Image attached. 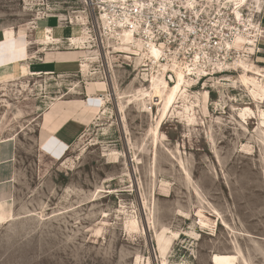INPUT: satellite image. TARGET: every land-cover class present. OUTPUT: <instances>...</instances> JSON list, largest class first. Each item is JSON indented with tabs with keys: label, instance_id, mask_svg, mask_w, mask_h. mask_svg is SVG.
Wrapping results in <instances>:
<instances>
[{
	"label": "rangeland",
	"instance_id": "rangeland-1",
	"mask_svg": "<svg viewBox=\"0 0 264 264\" xmlns=\"http://www.w3.org/2000/svg\"><path fill=\"white\" fill-rule=\"evenodd\" d=\"M241 11L264 30V0H247ZM48 16L71 20L78 27L69 34L88 35L86 45L31 46L33 27ZM4 34L1 61L77 62L54 65L56 74L25 70L0 84V152L12 158L2 171L13 175L0 185V264H214L215 254L264 264V98L238 80L240 62L264 70V31L252 60L240 52L222 75L189 81L158 131V106L147 98L144 108L135 95L151 92L150 79L162 69L123 53L117 37L97 28L86 0H0ZM254 75L255 84L264 82ZM68 100L83 101L88 116L55 158L43 149L51 137L43 119L49 111L71 117ZM247 106L254 115L245 121ZM161 230L173 243L165 257Z\"/></svg>",
	"mask_w": 264,
	"mask_h": 264
},
{
	"label": "built area",
	"instance_id": "built-area-1",
	"mask_svg": "<svg viewBox=\"0 0 264 264\" xmlns=\"http://www.w3.org/2000/svg\"><path fill=\"white\" fill-rule=\"evenodd\" d=\"M195 1L86 0L100 32L110 37L130 32L142 45L145 62L168 66L169 75L181 69L197 85L229 70L239 55L235 41L240 35L253 41L244 44V52L249 55L246 49H254L256 53L264 30L262 20L254 21L244 12L239 20L231 8L216 0ZM63 22L74 25L71 20ZM154 47L161 51L158 59L151 56Z\"/></svg>",
	"mask_w": 264,
	"mask_h": 264
},
{
	"label": "bare ground",
	"instance_id": "bare-ground-1",
	"mask_svg": "<svg viewBox=\"0 0 264 264\" xmlns=\"http://www.w3.org/2000/svg\"><path fill=\"white\" fill-rule=\"evenodd\" d=\"M188 1L190 3L197 2L195 0H188ZM228 2H229V4H234L233 5L234 6L233 11L235 12V14L237 15V17L240 20L241 16L243 15L241 8H242V6L246 5L247 0H228ZM251 27L254 28V26L252 24H251ZM46 34H44L42 37L43 44H46V45L52 44L54 42L53 39L51 38V36H49V33L47 35ZM117 38H118L119 42L121 43L120 49L123 50V53L127 54V56H129V55L131 56L132 54L136 55L138 57V60H142V62L144 61V59L146 58L147 55L143 56L140 53V51L142 49V45L139 44V42H136V40L134 39V37H132V34L130 32L124 31V34L119 35ZM87 40H88V35H86V34H84L81 37H78V38L75 37V38L71 39V41L74 42L75 44L81 43L84 46L86 45ZM249 41L253 42L252 39H248L246 36H241V35L236 39L235 45H236L237 49L239 50V54H240V52H244V50H245L244 44L249 42ZM246 50H247L249 55L244 56L246 58H243V59H245L246 61H250V60H252L251 55H253L255 53V50L254 49H246ZM160 55H161V51L159 50V48H155V47L152 48L151 56L154 59H158L160 57ZM84 58L86 59V61L83 63L82 67H83L84 71H87V69L89 68V64H88L89 58L87 55H84ZM237 61H238V58H237V60H235V63ZM240 65H241V68L243 69V71H242L243 74H241L239 76V78H238L239 82L241 84H243L244 86H246L251 91V93L254 95V97H259L260 99H263L264 98V82L262 81V82H259L258 84H255L253 81L259 79L254 74H260L261 76L264 77V70H261L258 67H256L255 65L249 64L248 62H245V61L240 62ZM161 69H162V72H160V70H159L157 76L152 75V77L150 79L151 88H152L151 92H148V90H139L137 95H135V100L141 101L144 108H146L145 101L147 100V98H149V100L152 102V103H150V104H152V106H158V109H159L158 113H160V119L157 122V129L155 128L156 131H158L162 119L166 115H168L172 111H174V109L176 108L175 105L178 103V97L183 96L184 93L187 92L186 88L190 86V82H191V80H188L186 74L181 69H173V74H170V75L166 73V70L169 69L168 66H161ZM170 81L172 82V84H170ZM234 82H236V81L234 80ZM202 96H203V100L205 101V103H207L210 99L208 91H205L202 94ZM104 101L105 100L103 99L102 105L105 104ZM251 115H254V111L249 106H247L245 109L241 110V112H240V116L245 121L247 120V117L251 116ZM261 116L264 118V111L261 112ZM54 118H55L54 116L50 115V116H46V119H45V126H46V128L49 129L50 132H54L57 128H59L62 124H64V122L68 119V118L58 117L57 121H55V123L53 122V124L50 125L51 120ZM192 119L193 118H191L190 114H189L188 115V121L190 122ZM262 124L264 126V122H262ZM158 137L159 136H157V138ZM199 216L201 217L202 225L203 226L208 225V221L210 220L209 216H207L202 210L199 211ZM135 220H136V218H135ZM135 220L130 222L128 225H129V228L136 230V228L138 227V222ZM160 232L161 233L159 235H157L158 246H159V250H160L161 255L163 257H165L166 254L169 252V249L173 243H172V238L167 236L166 230H161ZM238 255L215 254L213 256L212 260H213L214 264H237L239 261Z\"/></svg>",
	"mask_w": 264,
	"mask_h": 264
},
{
	"label": "crops",
	"instance_id": "crops-1",
	"mask_svg": "<svg viewBox=\"0 0 264 264\" xmlns=\"http://www.w3.org/2000/svg\"><path fill=\"white\" fill-rule=\"evenodd\" d=\"M47 20H52V21H54V23L44 26V29L41 30L40 24L42 22L47 21ZM73 27H78V26L63 25L55 17L44 18L42 20H39L37 22V26L33 27L32 34H30V35H32L31 42H34L31 46H33L34 44H42L41 43L42 37L46 33L47 34L49 33V36H51V38L54 41L53 43H57V44H59V43L63 44L66 41L71 40L72 38L79 37L81 35V33L79 35H70L69 34V31H70L69 29H71ZM4 36H5V34L2 37H0V56L2 53L1 47H2V43L4 41L3 40ZM30 47H29L28 53L32 54ZM41 52L42 51H38V50L36 51L35 50L34 53L38 55V54H41ZM34 59L35 58L27 59L26 55L22 56L18 59H14V60H8V59H6V57H4V61H1L2 59H0V84L3 81L7 82L10 80L18 79L23 74H27L26 73L27 70L29 71V73H35V74H39V75L40 74H56L58 72H55V70H53V68H52L54 65H56V64L70 65L72 63L77 62V61H75V62H71V63H67V62L65 63V62H61V61H53L50 63H46V62L35 63V61H33ZM82 102L83 101H80V100L63 101V103L66 104V106H64V109H67V112H68V108L71 110L69 112L71 114V117H69L64 122V124H62L59 127L60 129L57 128L54 132H50L48 128H47V130L45 129L46 130L45 132L48 134H51V137H50L49 141H46L47 143L44 144L45 147H43V149L49 151V153L51 155H53V157L61 158L65 154V152L67 151V149L69 147L70 136L73 137V135H74L72 133V130L76 129V131H77V130H79V125H85L86 116H88V115L82 112L83 105H79ZM48 113H46V114H48ZM46 114H45V117L43 119V125L45 124ZM57 119H58V117H55L54 119H52L50 125H52L53 122L55 123V121H57ZM43 129H44V126H43ZM70 131H71V133H70ZM11 162H12L11 156L4 157V156H2V154L0 152V185L13 182V175L4 176L3 171H2L4 168L3 166L4 165L10 166Z\"/></svg>",
	"mask_w": 264,
	"mask_h": 264
}]
</instances>
